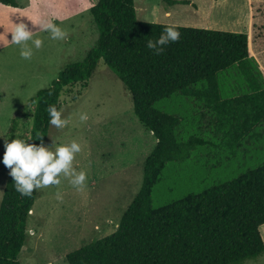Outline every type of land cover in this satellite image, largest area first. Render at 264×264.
<instances>
[{
    "label": "rangeland",
    "instance_id": "1",
    "mask_svg": "<svg viewBox=\"0 0 264 264\" xmlns=\"http://www.w3.org/2000/svg\"><path fill=\"white\" fill-rule=\"evenodd\" d=\"M96 1L15 0L16 7L0 3V135L25 139L31 126L29 99L57 79L64 67L82 61L94 46L98 34L89 8ZM187 1L190 4L170 5L165 0H134V8L137 19L143 22L247 33L251 62L264 85V49L256 50L252 39L253 33L260 34L264 27V0ZM41 19L56 23L67 33L66 38L53 40L49 33L40 31L37 24ZM21 20L35 31L34 38L43 41L39 49L28 42L33 52L28 60L21 57V46L9 41L14 23ZM218 82L223 98L249 92L236 65L219 73ZM154 106L180 118L178 140L195 135L209 144L199 146L190 158L166 164L152 190V207L230 180L264 163L261 128L233 153L220 145L221 136L213 126L214 113L202 102L175 93ZM59 110L68 125L57 129L50 124L45 144L55 150L58 145L79 143L81 151L75 154L73 167L84 171L87 180L77 189L61 174L59 185L37 189L20 264H68V253L115 231L140 187L143 163L156 144L152 132L134 114L122 81L103 60L85 89L77 85L64 92ZM82 113L87 115L86 121L80 120ZM4 150L0 139V159ZM7 175L8 168L0 162V190ZM260 232L264 241V226ZM242 264H264V254Z\"/></svg>",
    "mask_w": 264,
    "mask_h": 264
},
{
    "label": "trees",
    "instance_id": "2",
    "mask_svg": "<svg viewBox=\"0 0 264 264\" xmlns=\"http://www.w3.org/2000/svg\"><path fill=\"white\" fill-rule=\"evenodd\" d=\"M170 5L187 0H165ZM16 7L15 0H0ZM94 5V6H93ZM97 40L82 61L64 67L57 79L29 99L31 126L25 139L47 141V108L59 110L64 92L85 89L100 60L122 81L134 114L152 132L156 144L143 163L140 187L111 234L90 241L66 255L68 264H242L264 254V163L237 177L190 192L152 207V190L169 162L183 161L199 146L198 136L180 141L177 115L154 104L175 93L192 97L214 113L221 146L233 153L256 128L264 133V85L249 55L244 32L177 26L178 43L155 55L146 47L169 24L137 19L134 0H97L90 8ZM255 26L254 29H256ZM253 33L256 50L264 49V27ZM236 65L248 93L223 98L218 74ZM15 123V119L13 120ZM260 132V133H261ZM14 139L10 134L8 140ZM37 197L22 196L8 175L0 201V264H20L26 224Z\"/></svg>",
    "mask_w": 264,
    "mask_h": 264
},
{
    "label": "clouds",
    "instance_id": "3",
    "mask_svg": "<svg viewBox=\"0 0 264 264\" xmlns=\"http://www.w3.org/2000/svg\"><path fill=\"white\" fill-rule=\"evenodd\" d=\"M37 25L40 31L49 33L53 40H63L67 36V33L52 20L41 19ZM34 32L29 30L28 25L22 20L14 23V29L10 31L11 39L8 40L12 44L21 46L20 55L25 60L30 59L33 54L32 47L28 46L29 41L36 49L41 48L43 44L40 38H34ZM179 40L180 32L177 30V26H165L159 37L146 42V47L155 55H160L166 46L178 43ZM47 113L49 123L53 127L57 129L67 127L68 121L56 106L49 105ZM87 119L86 114L80 115V120L86 121ZM0 139H3L5 149L0 162L9 169L14 188L22 196H31L35 189L59 185L61 174L68 178L71 185L77 189L85 185L87 174L84 171L77 172L73 167L75 154L81 151V145L76 141L58 145L55 150H52V145L48 146L44 143L43 136H37L39 144L28 143L27 141L31 139L19 137L9 141L8 137L6 138L4 135H0ZM2 196L3 190H0V199Z\"/></svg>",
    "mask_w": 264,
    "mask_h": 264
}]
</instances>
